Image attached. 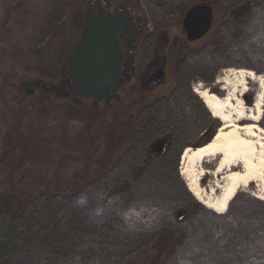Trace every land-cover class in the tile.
Segmentation results:
<instances>
[{
    "label": "rangeland",
    "instance_id": "1",
    "mask_svg": "<svg viewBox=\"0 0 264 264\" xmlns=\"http://www.w3.org/2000/svg\"><path fill=\"white\" fill-rule=\"evenodd\" d=\"M79 1L0 0V74L8 83L0 89V264H264V202L252 196L264 197L260 183L243 187L219 216L194 199L179 171L182 149L220 126L193 88L241 92L229 70L239 67L264 77V0H130L145 52L149 26L174 24L175 8H213L211 28L183 53L188 77L209 81L159 93L153 126L140 135L137 123L123 122L135 107L91 105L59 88L70 85ZM258 89L247 80V106ZM168 130L172 147L149 151ZM215 164H203L204 190L222 176L212 174ZM31 184L43 188L40 207L20 199ZM36 207L47 216L34 217Z\"/></svg>",
    "mask_w": 264,
    "mask_h": 264
},
{
    "label": "flooded vegetation",
    "instance_id": "2",
    "mask_svg": "<svg viewBox=\"0 0 264 264\" xmlns=\"http://www.w3.org/2000/svg\"><path fill=\"white\" fill-rule=\"evenodd\" d=\"M134 8L136 7L133 6L130 0L79 1L73 8L71 15V27L74 25L77 33L72 41L74 46L70 58L74 49L81 43V29L88 24V15L92 14L95 17H105L106 19L123 17L128 21L129 28H122L115 36L118 49L123 53V59L115 84L109 95L102 100H97L92 94L79 97L75 93L74 77L69 72L70 59L68 60V74L66 76V80L70 85H60L59 88L71 87L72 96L83 98V100L86 98L88 104L108 103L111 105L114 102L119 107H135L133 113L130 112V114L123 116V122L127 124L137 123L135 133L140 135L153 126L152 116L154 113L152 109L156 104L153 99H156L159 93H164V96H166L167 93L184 90L187 86L190 87L193 79L201 77L199 74L191 78L188 77L185 70L189 63L183 53L191 44L200 42L204 37L187 41L182 21L188 8H175L176 19L174 24L171 20H159L157 24L149 26L147 31L152 36L151 47L149 52H145L141 47L142 43L145 42L141 39L142 24L138 21L137 16L139 15ZM141 41L143 42L141 43ZM201 79L205 82L209 81L204 77H201ZM162 138L167 139L166 151L173 145V133L169 130L165 131L155 141ZM149 151L158 154L153 144L150 145ZM163 153L158 154V156Z\"/></svg>",
    "mask_w": 264,
    "mask_h": 264
},
{
    "label": "bare ground",
    "instance_id": "3",
    "mask_svg": "<svg viewBox=\"0 0 264 264\" xmlns=\"http://www.w3.org/2000/svg\"><path fill=\"white\" fill-rule=\"evenodd\" d=\"M229 70L236 72L243 87L241 92L232 86L224 96H219L200 85L193 88L211 117L220 121V126L207 144L185 147L179 167L187 190L194 199L219 216L226 213L229 202L243 187L259 182L264 192V119L261 118L264 77L242 67ZM249 79L256 80L260 88L251 106L242 99ZM211 160H216L212 174L221 173L222 176L204 190L199 181L208 172L203 164ZM252 196L264 202V197Z\"/></svg>",
    "mask_w": 264,
    "mask_h": 264
},
{
    "label": "water",
    "instance_id": "4",
    "mask_svg": "<svg viewBox=\"0 0 264 264\" xmlns=\"http://www.w3.org/2000/svg\"><path fill=\"white\" fill-rule=\"evenodd\" d=\"M88 18V24L81 29V43L72 53L69 72L74 77L75 93L78 96L92 94L97 100H102L109 95L115 84L123 59V53L118 49L115 36L122 28H129V23L123 17L106 19L89 14ZM212 20L213 10L210 4L191 5L182 21L186 40L194 41L202 38L211 28ZM32 91V88L25 90L30 94ZM215 133H210L206 142L199 146L210 142ZM153 147L158 154L163 153L167 147V139H158L153 143Z\"/></svg>",
    "mask_w": 264,
    "mask_h": 264
},
{
    "label": "trees",
    "instance_id": "5",
    "mask_svg": "<svg viewBox=\"0 0 264 264\" xmlns=\"http://www.w3.org/2000/svg\"><path fill=\"white\" fill-rule=\"evenodd\" d=\"M6 79H7L6 75L0 74V89H2V87H3L2 90H7L6 87H7L8 83H7ZM52 158H53V162H55V160H56V153L55 152L53 153ZM42 190H43V188L41 189L37 186H34V184L29 185L26 188L23 196L20 194V196H21L20 199H21L22 203L26 205L30 202L32 204L38 205V207L42 206L43 201L39 199L40 197L44 196L41 194ZM25 201H27V202H25ZM33 213H34V217H37V215H39V216L43 215L42 211H39L37 207H36V211H34ZM43 216H47V213L45 212Z\"/></svg>",
    "mask_w": 264,
    "mask_h": 264
},
{
    "label": "clouds",
    "instance_id": "6",
    "mask_svg": "<svg viewBox=\"0 0 264 264\" xmlns=\"http://www.w3.org/2000/svg\"><path fill=\"white\" fill-rule=\"evenodd\" d=\"M79 203L80 204H84L85 203V200L82 198V199L79 200Z\"/></svg>",
    "mask_w": 264,
    "mask_h": 264
}]
</instances>
